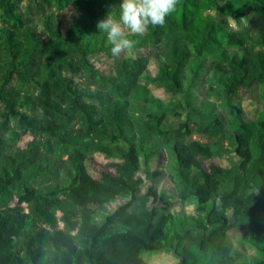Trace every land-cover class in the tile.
Masks as SVG:
<instances>
[{
  "label": "trees",
  "instance_id": "1",
  "mask_svg": "<svg viewBox=\"0 0 264 264\" xmlns=\"http://www.w3.org/2000/svg\"><path fill=\"white\" fill-rule=\"evenodd\" d=\"M37 1L79 16L65 33L45 19L44 38L19 0H0V264H150L141 254L157 252L237 264L220 205L255 233L259 257L240 264H264V109L245 119L239 94L260 85L264 107V0H177L163 25L147 27L152 55L117 56L113 74L88 56H112L97 24L119 17V0ZM152 82L183 94L184 117L168 120ZM164 151L165 169L151 170ZM94 152L112 160L99 178L86 166ZM228 152L230 167L213 161ZM140 171L152 182L145 192ZM165 176L194 213L171 210L157 190Z\"/></svg>",
  "mask_w": 264,
  "mask_h": 264
},
{
  "label": "rangeland",
  "instance_id": "2",
  "mask_svg": "<svg viewBox=\"0 0 264 264\" xmlns=\"http://www.w3.org/2000/svg\"><path fill=\"white\" fill-rule=\"evenodd\" d=\"M19 2L23 13L26 15V17L33 21L34 25L36 26L37 32L44 38L48 37L45 19L50 18L52 24L59 28L63 33H65L66 30L76 22L79 16V13L73 6H68L62 11H56L51 8L42 6L38 3L37 0H19ZM99 7L100 5L97 4V6H94L93 8ZM207 12H209L213 16V18L221 24L226 25L228 23L232 28H237L235 19L217 10L215 6H212L207 10ZM114 18L118 19L119 17L115 16ZM148 33V29H146L141 34L131 33L129 30L124 29V36L133 41V46L122 49L118 57L136 58L140 55L151 56L154 49L149 42ZM118 57L110 56L104 52H100L89 55L88 59L91 61V63L94 64V67L99 69L101 72L105 74H113ZM149 70L152 75L156 74V63L153 59L150 60ZM74 77L76 81L81 80V76ZM141 81L145 82L146 80L142 78ZM148 87L155 97L162 99L166 103V105L169 106L168 120H178V113L182 114V117L186 115V106L184 105L185 101L182 93L168 92L156 82L149 83ZM192 93L194 95V100L196 103H199V100L204 97V94H202L201 90L194 89L192 90ZM239 94L244 112V118L249 121L256 120L264 109L263 100L261 98L260 85H254L250 90L242 89ZM11 126L16 127L13 121L11 122ZM192 138L201 140L203 142L209 141L208 138L199 133H195ZM32 139L33 136L27 132L22 135L20 141H18L17 144L18 146L24 147L27 142ZM234 159V154L232 152H228L222 154L221 156H215L213 158V161L223 167H230L231 162ZM111 161L112 160L107 158L103 153L94 152L86 161V166L91 176H93L94 178H99L103 171L110 170L109 163ZM166 162L167 154L164 151L163 153L151 158L149 164L151 170H164L166 167ZM209 162L204 163L205 166H208ZM139 174L146 181V187L142 188V190L145 192L148 189L147 187L151 186L152 182L145 179L144 171H140ZM157 188L158 192L164 193L167 199L172 203L171 210L179 211L181 209H184L186 214L194 213L195 209L192 205H188L183 208L182 200L178 194V190L172 183L170 178L165 176L162 181H160ZM114 208V204L108 206L107 211H113ZM220 210L225 211V213L231 220L232 227L228 231V238L233 244L235 261L237 262V264H240L241 262L252 263L259 257L256 247L248 241L250 236L254 233L253 230L248 227L239 226L236 223L232 207L223 208V206L220 205ZM60 226H62V224H60ZM189 244L190 243L187 240L186 245ZM141 256L150 264H176L178 262V257L172 252H157L151 255L142 253Z\"/></svg>",
  "mask_w": 264,
  "mask_h": 264
},
{
  "label": "clouds",
  "instance_id": "3",
  "mask_svg": "<svg viewBox=\"0 0 264 264\" xmlns=\"http://www.w3.org/2000/svg\"><path fill=\"white\" fill-rule=\"evenodd\" d=\"M176 4L177 0H119V18L108 14L98 22L97 28L106 33L112 56H119L122 49L133 46V41L124 36V29L141 34L149 25H163Z\"/></svg>",
  "mask_w": 264,
  "mask_h": 264
}]
</instances>
